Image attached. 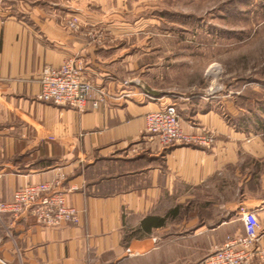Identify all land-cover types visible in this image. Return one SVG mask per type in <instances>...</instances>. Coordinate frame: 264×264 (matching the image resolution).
Masks as SVG:
<instances>
[{
	"label": "crops",
	"instance_id": "0c3cea01",
	"mask_svg": "<svg viewBox=\"0 0 264 264\" xmlns=\"http://www.w3.org/2000/svg\"><path fill=\"white\" fill-rule=\"evenodd\" d=\"M124 4L0 0V202L47 182L80 214L77 225L51 228L0 213V264H202L244 234L241 209L256 210L264 248V175L255 187L239 155L256 142L232 137L210 99L175 105L138 85L124 52L122 37L132 32L121 22ZM70 17L78 29L66 27ZM65 60L106 92L97 108L39 99L41 68ZM167 105L185 133L210 132L213 143L163 147L150 137L145 115Z\"/></svg>",
	"mask_w": 264,
	"mask_h": 264
},
{
	"label": "rangeland",
	"instance_id": "374dc122",
	"mask_svg": "<svg viewBox=\"0 0 264 264\" xmlns=\"http://www.w3.org/2000/svg\"><path fill=\"white\" fill-rule=\"evenodd\" d=\"M263 6V0H125L121 8L122 25L132 31L122 37L124 52L136 62L138 85L170 95L174 104L192 95L213 101L232 137L256 142L239 148L255 187L264 175Z\"/></svg>",
	"mask_w": 264,
	"mask_h": 264
},
{
	"label": "built area",
	"instance_id": "2783aa9c",
	"mask_svg": "<svg viewBox=\"0 0 264 264\" xmlns=\"http://www.w3.org/2000/svg\"><path fill=\"white\" fill-rule=\"evenodd\" d=\"M78 20L70 17L66 27L78 29ZM81 68L74 60H65L60 66L44 65L39 74V99L55 105L84 110L90 102L97 108L106 98V92L95 89L82 79ZM95 94L92 99L91 93ZM145 131L156 138L161 146L198 144L209 147L214 137L212 134H187L180 124V117L174 105L149 112L145 115ZM264 207V204L261 206ZM12 216L21 214L32 217L44 227L57 228L63 224L77 225L79 211L68 206L65 196L54 190L47 182L23 186L14 191L12 199L0 202V213ZM244 234L228 237L226 242L209 254L202 264H264V248L257 245L259 238V220L256 210H240Z\"/></svg>",
	"mask_w": 264,
	"mask_h": 264
},
{
	"label": "trees",
	"instance_id": "16d2710c",
	"mask_svg": "<svg viewBox=\"0 0 264 264\" xmlns=\"http://www.w3.org/2000/svg\"><path fill=\"white\" fill-rule=\"evenodd\" d=\"M263 5H264V0H263ZM264 7V6H263Z\"/></svg>",
	"mask_w": 264,
	"mask_h": 264
}]
</instances>
